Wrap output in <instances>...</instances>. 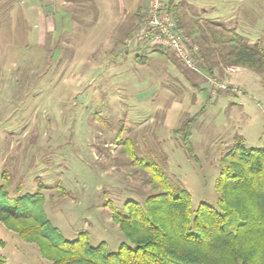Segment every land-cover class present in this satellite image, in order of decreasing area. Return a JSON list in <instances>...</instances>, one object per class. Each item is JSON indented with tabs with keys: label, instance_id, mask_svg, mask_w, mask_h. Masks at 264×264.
Masks as SVG:
<instances>
[{
	"label": "rangeland",
	"instance_id": "obj_1",
	"mask_svg": "<svg viewBox=\"0 0 264 264\" xmlns=\"http://www.w3.org/2000/svg\"><path fill=\"white\" fill-rule=\"evenodd\" d=\"M173 1L187 24L185 36L194 39L188 13L217 1L229 9L227 24L264 49V0ZM149 2L141 0L142 7ZM88 3L0 0V186L2 175L9 177L12 204L39 192V209L65 240L87 232L92 247L103 242L115 252L127 242L105 203L120 209L149 193L116 138H134L145 156L166 155V173L188 191L192 207H215L218 161L234 138L242 137L248 148L263 146L264 84L247 69L210 77L194 60L195 71L163 49H144V66L134 56H106L100 48L111 44L102 45L103 36L93 33L88 41L87 19L72 21V15L90 14ZM116 16L106 14L111 22ZM192 117L189 152L173 131ZM0 241L2 264H52L36 244L2 224Z\"/></svg>",
	"mask_w": 264,
	"mask_h": 264
},
{
	"label": "trees",
	"instance_id": "obj_2",
	"mask_svg": "<svg viewBox=\"0 0 264 264\" xmlns=\"http://www.w3.org/2000/svg\"><path fill=\"white\" fill-rule=\"evenodd\" d=\"M164 7L177 28L183 30L187 24L178 15L179 6L170 0ZM140 22L145 23L143 19ZM190 24L194 39L192 35L185 36L192 42L187 49L199 72L212 77L215 72L223 75L226 69H247L264 84V49L259 44H248L234 29L202 19H192ZM113 46L109 56L123 44ZM135 61L144 66L147 55H138ZM194 120L188 118L173 131L189 152ZM116 142H120L130 165L143 174V185L149 187L140 202L127 200L120 209L105 203L111 221L127 244L115 252H110L103 242L92 247L87 232L78 234L74 241L65 240L39 209V192L10 203L6 182L9 177L4 174L0 224L24 241L36 244L41 256L52 264H264V141L261 148H248L244 139L236 136L218 161L215 207L200 203L196 208L192 207L188 191L168 177L166 155L141 154L134 138L117 137ZM15 190L18 194L20 183ZM0 245L4 243L0 241Z\"/></svg>",
	"mask_w": 264,
	"mask_h": 264
},
{
	"label": "crops",
	"instance_id": "obj_3",
	"mask_svg": "<svg viewBox=\"0 0 264 264\" xmlns=\"http://www.w3.org/2000/svg\"><path fill=\"white\" fill-rule=\"evenodd\" d=\"M87 2H89V5L91 4V7H88V9H86L90 14L83 16L81 15L86 13H81V15H72V21H85L87 19L90 29L89 33H86L88 41L89 38H91L92 33L93 36H103V40L100 43L102 45L111 44L110 49H102V47L100 48L101 52L106 56L113 50V45H120V43H122V47L114 50V57L120 60H128L132 56L136 57L143 53V50H136V48L128 44V42L129 39L138 30V27L143 24L140 21H142V19L143 21L146 20L149 10L148 3H146V5L142 7L141 0H87ZM214 5L215 6L206 7L205 10L201 9L202 11H197V13L193 12V15L191 13H188V15L189 17H194V20L202 19L211 24H217L226 28L235 29L234 27H230L228 25L230 22L229 19L231 18V15H228L229 9L224 8L223 4L217 1ZM81 10V8H78L76 11L77 14H80L79 11ZM112 11H117V16L113 19L114 22H111L106 18V14ZM205 12H209V14L211 15L214 14L211 16L212 19H203L201 15H204ZM60 13L61 15L63 14V20H65L64 16L67 12L62 10ZM223 13L227 14L226 18H228V20L224 21L225 18L221 19V17H223ZM218 14H220L221 16H218ZM199 16H201L202 18H200ZM176 59L178 60L177 57Z\"/></svg>",
	"mask_w": 264,
	"mask_h": 264
},
{
	"label": "built area",
	"instance_id": "obj_4",
	"mask_svg": "<svg viewBox=\"0 0 264 264\" xmlns=\"http://www.w3.org/2000/svg\"><path fill=\"white\" fill-rule=\"evenodd\" d=\"M164 0H150L145 23L129 39L134 48H159L172 52L188 69L197 70L188 51L190 40L178 29L173 18L165 9Z\"/></svg>",
	"mask_w": 264,
	"mask_h": 264
}]
</instances>
